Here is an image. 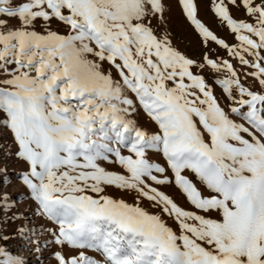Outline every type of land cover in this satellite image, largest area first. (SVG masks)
Returning <instances> with one entry per match:
<instances>
[{
    "label": "snow or ice",
    "instance_id": "1",
    "mask_svg": "<svg viewBox=\"0 0 264 264\" xmlns=\"http://www.w3.org/2000/svg\"><path fill=\"white\" fill-rule=\"evenodd\" d=\"M0 123V264H264V0H0Z\"/></svg>",
    "mask_w": 264,
    "mask_h": 264
},
{
    "label": "rangeland",
    "instance_id": "2",
    "mask_svg": "<svg viewBox=\"0 0 264 264\" xmlns=\"http://www.w3.org/2000/svg\"><path fill=\"white\" fill-rule=\"evenodd\" d=\"M233 15L237 17L240 16V14L235 12V10H233ZM200 17L206 23V26L210 27V29L213 30L218 36L226 38L229 43L234 42L232 37L228 35L227 28L222 27L218 19L215 18L210 11H205L204 2H201ZM169 23L171 25V30L174 33V43H176L181 50H185V45L188 43V33L190 32V29H188L183 19L178 15L175 16ZM186 50L190 55L193 54L192 47H188ZM9 152H15V145L9 131L2 123H0V168L7 166V174L12 181L9 186L0 187V190L9 192L13 196V198H15V196L22 192L23 189L20 187L19 181L14 174L20 172L25 166L16 161L13 156L8 155ZM105 166L112 167L108 165ZM166 192L169 193L178 203L184 205V199L182 197V194L179 193L178 190H176L175 188H169L166 189ZM17 207L20 210H25L28 207V203L27 201H22L18 204ZM40 223H43V221L36 217H33L28 226L33 227L34 225ZM8 230L11 231V229ZM39 239L43 241L44 239H46V236H40ZM18 243H22V241L17 240L14 242H10V247H14ZM18 254L27 255V253H24L23 251ZM30 264H32L31 260Z\"/></svg>",
    "mask_w": 264,
    "mask_h": 264
}]
</instances>
